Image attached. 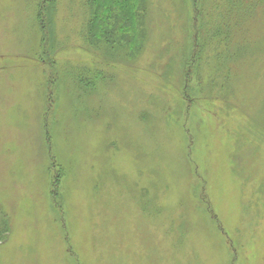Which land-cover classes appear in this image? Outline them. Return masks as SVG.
Here are the masks:
<instances>
[{
    "label": "rangeland",
    "instance_id": "obj_1",
    "mask_svg": "<svg viewBox=\"0 0 264 264\" xmlns=\"http://www.w3.org/2000/svg\"><path fill=\"white\" fill-rule=\"evenodd\" d=\"M42 1L0 0V264H264V0H147L121 47Z\"/></svg>",
    "mask_w": 264,
    "mask_h": 264
},
{
    "label": "trees",
    "instance_id": "obj_2",
    "mask_svg": "<svg viewBox=\"0 0 264 264\" xmlns=\"http://www.w3.org/2000/svg\"><path fill=\"white\" fill-rule=\"evenodd\" d=\"M89 1V20L91 25L88 30V37L91 42L96 43L98 39L107 40L108 44L113 41V44L122 42L130 45L138 35L143 17L147 11V0H88ZM50 2V1H49ZM55 0L50 3L52 5ZM48 0H43L39 3V13L44 14L47 11ZM42 16V15H41ZM124 25V26H123ZM126 28V31L118 30V28ZM93 28V29H92ZM95 29V30H94ZM124 35H123V34ZM140 37V36H137ZM116 47V46H115ZM85 78V77H84ZM86 79V78H85ZM84 84L90 85L94 82L93 79L83 80ZM87 81L91 82L87 84ZM9 231L8 220L0 213V242L6 240Z\"/></svg>",
    "mask_w": 264,
    "mask_h": 264
}]
</instances>
